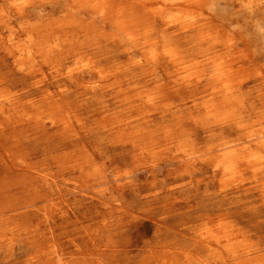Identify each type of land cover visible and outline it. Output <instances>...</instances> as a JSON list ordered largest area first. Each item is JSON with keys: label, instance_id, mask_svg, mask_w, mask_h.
<instances>
[{"label": "bare ground", "instance_id": "bare-ground-1", "mask_svg": "<svg viewBox=\"0 0 264 264\" xmlns=\"http://www.w3.org/2000/svg\"><path fill=\"white\" fill-rule=\"evenodd\" d=\"M0 44L33 79L0 73L1 114L74 108L209 199L158 264H264V0H0Z\"/></svg>", "mask_w": 264, "mask_h": 264}, {"label": "rangeland", "instance_id": "rangeland-1", "mask_svg": "<svg viewBox=\"0 0 264 264\" xmlns=\"http://www.w3.org/2000/svg\"><path fill=\"white\" fill-rule=\"evenodd\" d=\"M2 48L0 73L27 87ZM68 112L67 123L41 124L0 113V264H158L191 248L182 229L209 199L168 190L170 155L115 146Z\"/></svg>", "mask_w": 264, "mask_h": 264}]
</instances>
